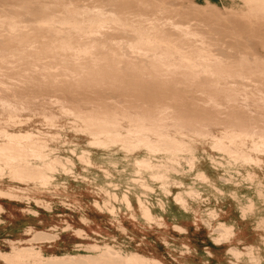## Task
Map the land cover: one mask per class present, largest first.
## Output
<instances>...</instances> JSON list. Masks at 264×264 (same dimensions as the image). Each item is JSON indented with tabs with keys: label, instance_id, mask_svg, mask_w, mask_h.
I'll return each mask as SVG.
<instances>
[{
	"label": "rangeland",
	"instance_id": "1",
	"mask_svg": "<svg viewBox=\"0 0 264 264\" xmlns=\"http://www.w3.org/2000/svg\"><path fill=\"white\" fill-rule=\"evenodd\" d=\"M3 1L10 0H0V10H3V12L0 11L1 13L14 14L15 12L16 15H14L23 20L27 19L28 21V19H30L28 23L31 22L32 19L35 20L41 17V15L43 16L45 14L44 12L47 11L45 8H47L48 4H50L48 5V11L50 8L52 10L50 11L53 12L57 10L55 8L59 9L66 6L69 7L72 12L73 9L82 8L84 5L88 6L97 3V0H27V3L25 2L26 0H23L27 5L22 1V5L18 4L21 7L17 5L18 7L16 6L17 8L15 7L16 9L13 12L6 6H3ZM158 2L163 3V5L166 3V7L171 6V8L173 7V9L176 10V13H181L180 16L176 13L174 15L173 12L161 14V17H164L162 18L163 22L168 19L166 17L170 16L176 22L180 21L182 23L183 20V23H185L186 20H189L187 19L188 15H191L189 18L194 16L192 17L193 22H191L192 20L190 19L186 23L191 22L190 24L194 25L193 28L196 27L195 29L206 33L205 36L207 40L213 43L214 51H218L217 53L222 57L225 56L224 58L226 59H236L241 54H245L247 49L249 53L256 52L264 57V33L262 34L263 42L261 39V41L258 40L262 37L260 35L261 32L264 31L257 29L261 28L262 25L263 27L261 30L264 28V21H261L264 19V12H262L264 11V3L262 0H254V3L252 0H159ZM138 3V0H116L115 2L118 6L120 5V8L125 9V13L133 19H135V16L138 14L153 15L154 12L150 10L151 8L148 10V8L146 9ZM40 4L43 6L46 5L44 8L42 7L43 10H41L42 8H40V6L42 5ZM123 4L125 5L123 6ZM126 5L128 7H126ZM26 6L31 12H29L30 10H28ZM186 8L189 11L192 10L190 11L191 14ZM257 9L259 10L257 11ZM26 10H28V12ZM177 10H181L183 14L181 11L179 12ZM36 11L37 13L35 14ZM194 11L198 12L196 13ZM259 11L261 12L260 15L257 13ZM217 13L219 15H217ZM38 14H40V16ZM210 14H212L214 19ZM245 15H249L250 19ZM204 16L206 17L204 18ZM227 16L229 20H227ZM230 16L232 17L231 19L229 18ZM207 17L208 19H206ZM233 17L238 18V20L233 19ZM258 17L262 19L260 20ZM216 18H219V23ZM203 19L212 21L207 22ZM33 20L32 22L34 23L35 21ZM214 20L216 23H214ZM222 20L225 21L226 24H231L235 20H240L241 22L236 23L235 21L236 24L232 23V28H228L230 27L229 24V26L226 25L228 26L227 29L230 31L228 32L226 27H222L225 25V23H222ZM200 21L204 23L199 24L201 23ZM242 21H247V24H250L252 21L250 25H247L249 28L252 26V23L253 25L255 23L259 24L260 26L254 25L257 26L256 29L258 32L260 31L259 34L255 32L257 30H255V28L253 29V26L251 27V30L253 29L252 33H249L250 30L248 28L247 30L249 31L247 32L246 30L248 35L245 34L243 25L246 26V23L242 24ZM209 22L214 24L206 25ZM260 22L263 23L260 24ZM217 23L221 25L219 26ZM235 25L237 27H243L240 29L238 28L237 34L242 33L240 36L236 34L237 27ZM35 26L37 25H34L35 33L33 29L30 32H23V29H18L17 32L15 31L16 39H20L21 36H28L31 33L29 35V39L31 38L30 43L32 44V42H35L33 45L37 48L38 46H45L47 40L49 42L50 39L54 38L56 35H60L59 37L65 35L64 32L62 34L54 33L50 35L53 31L46 33L47 30H45V32H43L44 30H38L37 33L39 34H37ZM169 26L171 25H166V28L171 30L172 28ZM58 27L60 29H67L66 26L62 25ZM221 27L225 30L220 29ZM210 28L212 29L211 32ZM217 28L220 29L218 30L219 34L215 32ZM0 29H2L0 31V41L3 42L7 39L6 35H8L9 32L5 27H0ZM39 31L44 34L41 35L42 33L40 34ZM239 31L241 32L239 33ZM232 32H235V34H231ZM253 32L255 34L257 33L258 36L257 34H253ZM119 34H123V36ZM211 34L214 37L211 36ZM244 34L245 36L247 35V37L243 36ZM105 35H107V38ZM129 35L130 34H127V32L118 30H104L97 35H93V38L90 35L88 36L91 38L83 37L84 40L94 39L95 46L93 52L97 56V59L94 60L91 55H88L75 58L74 61V57L69 52L64 51V53L63 51H59L56 55L52 53L54 55H47L40 63L52 67L49 73H45L48 71H43L40 68L39 70L38 67L33 65L34 62L30 57L21 60L13 59L11 65H5L2 68L0 77L5 81L10 83L27 81L34 87L41 85L44 95L34 100L31 105H28V109L27 107L20 109V111L9 109L11 111L9 112L7 109L6 111L0 108V143L2 145L10 143L15 146L18 144L17 148H19L20 152L23 151L22 149H24L25 152L28 151L25 154L21 152L22 154L20 155L12 154L10 157L6 158L0 153V205L4 207L3 212L0 213V264H53V262L55 264L57 261L58 264L61 261L64 262V264H67V261H71L70 263L68 262L69 264H79L82 260L87 261L86 259H88L89 263H91L93 259H97L93 261V264H97L98 261H100V263L98 262L99 264L103 262L104 264L105 262L108 264L109 261L113 262L114 260L115 263L109 262V264H123L121 263L122 261H118L120 259L108 260L109 258L99 256L96 258L93 252H90L88 249V251H86V248L80 247L81 245L89 244H108L125 253L156 260L161 264H256L253 257L250 258L245 256L242 259L236 258L235 260L231 253V250H235L241 253L240 255H250V252L255 251V253L258 252L261 254V264H264V146L258 148V143H260L261 140L257 135L252 136V134L238 138V140L236 137L232 136L233 133H236V130H232L224 124L209 125V132L207 134H198V128L194 124L184 126V128H180L179 125H176L167 127L168 129L164 131L168 136H175L176 139L183 144L182 150H176L166 146L147 147L144 145L143 141L138 142L136 146L129 147L126 143L113 139L111 135H108L110 132L97 128L96 124L100 120L99 116L92 115L90 117H81L82 114L65 109L63 104L58 100L60 96L67 95V98L69 97V102H71L74 107L76 106L75 108L78 110L80 109L79 111L81 113L90 112L89 110L91 108V111L94 110L101 101L100 99L105 100L106 103L110 102V105H113V102L124 105L125 109L121 112L122 114L120 113L115 116V121L120 125V130L118 128L115 131L126 135L128 129L133 125V122H131L132 118H129L136 114V109L133 105H138V103L140 105L146 101L148 97L153 95L151 91H149L153 82H150L147 77L141 76L138 72L130 71L129 69L131 65H135L138 68L143 66V63L145 64V62H147L139 55L131 53L126 44H122V38L124 36L127 38ZM232 35L234 38L231 37ZM249 35L251 39H249ZM81 36L82 34L72 31L73 41L78 37L81 38ZM252 36L253 38L255 37V40ZM256 37L259 38L257 39ZM43 40H45V43H43ZM243 40L245 42H243ZM102 41L109 42L110 45L108 43H102ZM223 41L224 44H222L223 47H221ZM240 41H242V44ZM247 41L249 44H246ZM113 44L115 45L113 46ZM232 44L234 46L238 45L234 47ZM240 44L242 47H240ZM230 45L232 46L230 47ZM225 46H227L226 48L228 50L224 49ZM236 47L240 48L237 49ZM107 48H110V51ZM34 49L35 48H32L31 50ZM232 49L233 52L231 53ZM221 50L225 53L227 50V55L223 54L224 52H221ZM117 51L121 53L117 54ZM107 52L109 53L107 54ZM229 52L232 55L229 54ZM65 55L67 56L65 57ZM98 56H100V58ZM54 58L57 60V63H55L56 60ZM101 60L104 61L102 62ZM106 60L111 63L108 64ZM139 61L141 63H139ZM134 62H138L139 64H137L139 66ZM126 63L127 65L130 63V65L127 66L125 65ZM29 65L30 67H28ZM99 65L101 67L103 66V70H101ZM77 66L82 67L84 69L83 72H86V74L77 79L71 78L68 68ZM110 66L111 68L113 66V68L111 69ZM123 66L124 69L127 68L125 69L127 72L124 70L118 73V67L123 69ZM93 67L96 70H94ZM88 72L95 73L89 74ZM116 74L121 75L118 76ZM123 74H125V77ZM103 76L104 79L101 78ZM122 76L124 78H122ZM127 77L128 79H126ZM92 78H96V80ZM111 81L114 83V86L111 85L112 87H110ZM129 81L130 83H126ZM75 82L78 84H75ZM121 82L125 83L122 84ZM149 84L151 86L148 88ZM170 85L173 86V83L168 82L167 86ZM80 91H82V93H80ZM112 94L116 96L114 97ZM139 95L145 100L142 99V102L135 100L134 96ZM156 95L162 96L166 95V93L160 91L159 93L156 92ZM81 96L83 98H81ZM191 96L192 91H190L188 87L183 86L181 90H179L178 97L175 98V101L173 100L170 103L177 105L179 100H184ZM42 97L46 102L43 100L41 101ZM18 98L20 99L21 95H18ZM46 99L49 100L47 101ZM189 100L190 101H183V103L191 102L192 99L189 98ZM82 103L87 105H83ZM32 104L37 105L33 106ZM178 109L180 116L184 118L188 116V118L200 117L198 114L201 111H198L191 103L188 105H179ZM237 114L244 119H248L249 116L247 113L243 112H240V114L237 112ZM122 131L125 134L122 133ZM162 131L163 130H158L159 133H162ZM224 132H226V134ZM15 135L24 140H17L18 137L13 138L12 136ZM145 138L158 140V136L153 134L150 135L149 133L145 134ZM218 140L223 141L227 148L218 147ZM235 141L237 143H235ZM30 142L34 146L30 145ZM33 147L35 151L32 149ZM236 149H238V151ZM36 150L39 151L37 152ZM47 152L49 153L46 154ZM33 153L36 154L33 155ZM143 160H149L151 166L143 169L136 167L138 166L136 165L137 162ZM35 169H39L40 172H37ZM138 172L140 173L137 174ZM39 173L42 174L39 175ZM197 194H199V197ZM124 196L128 197L130 204L125 201ZM176 197L183 199L185 205H180L179 201L177 202L175 200ZM147 212L152 218L147 216ZM221 226H226L231 232H221L218 229ZM31 228L32 232H30ZM32 250L41 251V255L43 254L46 259L43 260L42 256H29ZM74 255H80V257L83 258H81L80 261L78 259L79 262L69 260V257ZM91 256H93V259H91ZM64 257L65 259H63ZM101 258L105 260L102 262L101 260L103 259ZM89 259H91V261ZM82 262L80 264H82ZM84 263L85 262H83V264Z\"/></svg>",
	"mask_w": 264,
	"mask_h": 264
},
{
	"label": "bare ground",
	"instance_id": "2",
	"mask_svg": "<svg viewBox=\"0 0 264 264\" xmlns=\"http://www.w3.org/2000/svg\"><path fill=\"white\" fill-rule=\"evenodd\" d=\"M17 1V2H16ZM10 0V1H3L4 5L7 8H9L10 10H12L14 12V10L20 6L18 4H21V2L23 0ZM60 1V0H59ZM68 1V0H67ZM70 1V0H69ZM74 1V0H72ZM76 1V0H75ZM84 1V0H83ZM87 1V0H86ZM139 1V5L142 7H145L146 9L151 8L150 10H153V15L148 16L147 14H138L135 16V19L131 18L127 13H125V9L120 8L117 4H115L116 0H97V3H93V5H88L79 8V9H73L72 7V12L70 11L69 7H61V8H55L57 10H54L53 5L51 4V6L53 7V12H51V8H50V12L48 11V4L47 8H45L47 11H45L44 15L41 17L36 18L34 23L29 22L28 21L30 19L23 20L21 18H19L18 16H15V12L13 13H1L0 12V27H5V29L7 28V31L9 32L7 36V39L3 42L0 41V75H1V71L2 68L5 65H11L12 64V60L13 59H23V58H27L30 57L32 58V61L34 62L33 65H35L36 67H38V69L40 68L43 71H48L45 73H49V71L51 70V66L50 65H42L40 64L42 62V59H44L47 55L54 53L55 55L59 52V51H66L71 53V55L74 57L73 60L75 61V58H80L81 56H92L94 60L97 59V56L95 55V53L93 52V48H94V44L95 41L94 39L92 40H84L83 37H92L93 35H97L99 33H101L104 30H114V31H122V32H127V34H130L127 38L124 36L123 42L122 44H126L127 47L130 49L131 53L133 54H137L140 57H142L145 61V64L143 63V66H140L137 68V66L135 65H131V67L129 68L130 71H135L138 72L139 74H141V76L143 77H147L149 79L150 82H153L152 86L149 84V86H151V88L149 89V91H151V95L150 97H148V99L146 101H144L142 104L138 105L134 104L133 107L136 109V114L135 116L132 115V117H130L129 119L132 118L133 125L131 128L128 129V132L126 135H123L117 131H115L116 129H118L120 127L119 123L117 121H115V116L119 115L122 111H124L125 107L124 105H120L118 102H113V105H110L108 102L106 103L105 100L100 99L101 101L97 104V107L91 111V109L89 110L90 112H85V113H81L77 108H75L71 102H69L67 95L66 96H60L58 98V100L60 101V103L63 104L64 108L69 110V111H74L77 112L78 114H82L81 117H90V116H94L97 115V117L99 116L100 120L96 125L97 128L99 130H103V131H108L110 132L108 135H111V137L113 139H116L118 141H122L124 143L127 144V146L129 147H133L136 146V144L140 141H143L144 145L147 147H161V146H166V147H170L176 150H182L183 149V144H181L175 136H168L167 133L164 131L165 129H168L167 127H173V126H180L184 128V126H190L192 124H194L197 128H198V134L200 133H208L209 132V125L212 124H224L226 125V127L231 128L232 130H236V133H233V137H236V139L238 138H242L245 136H255L257 135L258 138L261 140L260 143H258V148H261L262 146H264V57L259 55L256 52L253 53H249L246 50L245 54H241L239 57H235L236 59H226L224 58L225 56H221L219 55L217 52L214 51L213 49V43H211L210 41L207 40V37L205 36L206 33H203L202 31H199L194 27V25L190 24L191 22H193L192 16L191 18H189L188 15L187 19H191L192 21L189 23H186L189 20H186L185 23L180 22H176L174 21L170 16L166 17L168 18L165 22L162 21L161 14L167 13V12H173V14L175 15L176 10L173 9V7H166V3L163 5V3L158 2L159 0H138ZM254 3V0H252ZM264 3V0H262ZM27 3V0L25 1ZM23 1V3H25ZM89 2V1H88ZM119 2V1H118ZM122 2V1H121ZM120 2V3H121ZM171 2V1H170ZM25 3V4H26ZM80 3V2H79ZM91 3V2H90ZM88 3V4H90ZM119 3V4H120ZM127 3V2H126ZM136 3V2H135ZM73 4V3H72ZM75 4V3H74ZM86 4V3H85ZM262 4V3H261ZM8 5V6H7ZM18 5V6H17ZM22 5V4H21ZM27 5V4H26ZM42 5V4H40ZM125 4H123L124 6ZM128 5V4H127ZM126 5V7H128ZM132 5V4H130ZM134 5V4H133ZM168 5V3H167ZM254 5V4H253ZM260 5V4H259ZM258 5V6H259ZM17 6V7H16ZM46 6V5H44ZM44 6H40V8H44ZM49 6V7H51ZM83 6V5H82ZM248 6V5H247ZM252 6V5H251ZM16 7V8H15ZM21 7V6H20ZM19 7V8H20ZM24 7V6H22ZM81 7V6H80ZM122 7V6H121ZM133 7V6H132ZM181 7V6H180ZM5 8V7H3ZM26 8L28 9V7L26 6ZM25 8V9H26ZM43 8L41 10H43ZM130 8V7H129ZM135 8V7H134ZM209 8V7H208ZM263 8H264V4H263ZM24 9V8H23ZM133 9V8H132ZM144 9V8H143ZM198 9V8H195ZM7 10V9H6ZM22 10V9H21ZM30 10V9H28ZM28 10H26L28 12ZM40 10V9H39ZM128 10V9H127ZM186 10H188L186 8ZM214 10V9H213ZM259 9H257L258 11ZM0 11L3 12V10L1 9ZM9 11V10H8ZM9 11V12H12ZM135 11V10H134ZM139 11V10H138ZM177 11H181V10H177ZM192 11V10H190ZM190 11L188 10V12L190 13ZM204 11V10H203ZM18 12V10H17ZM24 12V11H23ZM31 12V10L29 11ZM182 12V11H181ZM185 12V11H184ZM187 12V13H188ZM196 12V11H194ZM198 12V11H197ZM196 12V13H197ZM205 12V11H204ZM203 12V13H204ZM264 12V11H262ZM20 13V12H19ZM37 13V11L35 12V14ZM40 13V12H38ZM43 13V12H42ZM132 13V12H131ZM193 13V12H192ZM195 13V15H196ZM200 13V12H199ZM214 13V12H213ZM219 13V12H218ZM217 13V15H219ZM260 15V11L257 12ZM18 14V13H17ZM178 16H180L181 13H176ZM183 14V12H182ZM191 14V13H190ZM206 14V13H204ZM21 15V13H20ZM40 16V14H38ZM37 15V16H38ZM173 15V16H174ZM194 15V14H193ZM201 15V13H200ZM203 15V14H202ZM207 15V14H206ZM211 17L213 18L212 14H210ZM215 15V14H214ZM222 15V14H220ZM240 15V14H239ZM254 15V14H252ZM251 15V16H252ZM263 15V14H262ZM23 16V15H22ZM36 16V15H35ZM216 16V15H215ZM241 16L243 17V15L241 14ZM249 18V15H245ZM21 17V16H20ZM176 17V16H175ZM185 17V16H183ZM198 17V15H197ZM203 17V16H201ZM206 16H204L205 18ZM221 17V16H219ZM225 17V16H223ZM241 17V19H242ZM246 17V19H247ZM254 17V16H253ZM252 17V18H253ZM35 18V17H33ZM165 18V19H166ZM186 18V17H185ZM210 18V17H209ZM230 19L232 18L231 16L229 17ZM251 18V19H252ZM257 18V15H256ZM260 20L262 19L261 17H258ZM264 18V17H263ZM208 19V17L206 18ZM203 19V20H206ZM211 19V18H210ZM214 19V18H213ZM217 22L219 20V18H216ZM225 19V18H224ZM223 19V20H224ZM233 19L238 20V18L233 17ZM240 19V20H241ZM197 20V19H196ZM222 20V21H223ZM227 20L228 16H227ZM235 20V21H236ZM236 21V23H240L241 21ZM255 20V19H254ZM199 21V20H198ZM197 21V22H198ZM207 21V20H206ZM205 21V23H206ZM208 21H212V20H208ZM207 21V22H208ZM233 21V20H232ZM231 21V22H232ZM234 22H232L233 24H236ZM253 21V20H252ZM251 21V22H252ZM261 21H264V19H262ZM202 24L204 23L203 21H200ZM207 23L206 25H210V24H214L216 23V21L214 20V23ZM227 22V21H226ZM230 22V23H231ZM243 22V21H242ZM247 22V21H246ZM246 22H243L242 24H245ZM250 22V24H251ZM254 22V21H253ZM256 22V21H255ZM258 22V21H257ZM219 23V22H218ZM217 23V24H218ZM223 24L225 23V21L222 22ZM229 24V23H225L224 26L222 27H226V30L228 32H230L227 27L230 25V27L228 28H232L233 24ZM248 23V22H247ZM245 24L246 26L243 25V31L245 30V34L246 30L249 28L250 24ZM263 22H260V24H262ZM37 31L38 30H44L43 32L46 31H53L51 32L53 35L55 34H62L63 32L65 33V35H63V37H59L60 35H56L54 38L50 39V41L46 42L45 46H38L37 48L34 47L33 43H30V39H29V34L28 36H24V37H20V39H16L15 36V31L17 32L18 29H23V32H30L32 29L34 31V25ZM216 24V25H217ZM229 24V25H228ZM241 24V25H242ZM256 25L260 26L259 24L255 23ZM254 24V25H255ZM264 24V23H263ZM66 26V30L65 29H60L58 26ZM166 25H171L169 27H171V30H168L166 28ZM204 25V24H203ZM219 25V24H218ZM221 25V24H220ZM219 25V26H220ZM228 25V26H226ZM252 23V28L255 30L259 29L260 31H264L261 30V28H257V26H254ZM200 26V25H199ZM197 26V27H199ZM214 26V25H213ZM236 26V25H235ZM234 26V27H235ZM201 27V26H200ZM203 27V26H202ZM220 28V29H224V28ZM237 27V26H236ZM241 27H237L236 29V34L237 31L241 28ZM251 27L249 28V30H247V32L249 31V33H252ZM65 28V27H64ZM204 28V27H203ZM216 28V26H215ZM219 28V27H218ZM215 29L214 31L218 33V30L220 29ZM239 28V29H238ZM235 29V28H233ZM2 29H0L1 31ZM202 30V29H201ZM209 30V29H208ZM211 28H210V32H211ZM225 30V29H224ZM232 30V29H231ZM6 31V32H7ZM22 31V30H21ZM72 31H76L79 34H82L81 38H74L75 40H72ZM223 31V30H221ZM226 31V34L228 35ZM242 31V30H241ZM239 31V33L241 32ZM259 31V32H260ZM3 32V31H2ZM40 32V31H39ZM213 32V31H212ZM259 34L258 30L255 31ZM5 33V32H4ZM35 33V31H34ZM33 33V34H34ZM42 32H40L41 34ZM45 33V34H46ZM108 33V32H107ZM113 33V32H112ZM117 33V32H116ZM120 33V32H119ZM214 33V32H213ZM223 33V32H222ZM220 33V34H222ZM244 33V32H243ZM250 33V34H251ZM256 33V34H257ZM264 32H261V36ZM26 34V33H25ZM39 34V33H37ZM36 34V35H37ZM44 33H42L41 35H43ZM104 34V33H103ZM125 34V33H124ZM215 34V33H214ZM215 34V35H217ZM225 34V33H224ZM231 34H235V32H232ZM242 34V33H241ZM241 34H237L238 36H240ZM245 34L243 36H245ZM253 34H255L253 32ZM255 34V35H256ZM257 34V36H258ZM24 35V34H23ZM35 35V36H36ZM49 35V34H48ZM90 35V36H88ZM108 35V34H107ZM107 35L106 38H107ZM110 35V34H109ZM115 35V34H114ZM122 35L123 34H119ZM208 35V33H207ZM223 35V34H222ZM230 35V34H229ZM231 36L234 38V36ZM248 35V34H247ZM247 35L245 37H247ZM253 35V36H255ZM34 36V35H33ZM46 36V35H45ZM77 36V35H76ZM127 36V35H126ZM211 36H213L211 34ZM226 36V35H225ZM250 36V35H249ZM248 36V37H249ZM252 36V38H253ZM264 36V35H263ZM262 37H256L258 40H262ZM42 37V36H41ZM47 37V36H46ZM45 37V40H46ZM90 37V38H91ZM100 37V36H98ZM110 37V36H109ZM113 37V36H112ZM214 37V36H213ZM212 37V38H213ZM216 37V36H215ZM219 37V36H218ZM222 37V36H220ZM224 37V36H223ZM230 37V36H229ZM229 37H227L228 39H230ZM236 37V36H235ZM243 37V38H245ZM39 38V37H38ZM101 38V37H100ZM111 38V37H110ZM114 38V37H113ZM209 38V37H208ZM226 38V37H225ZM232 38V39H233ZM241 38V37H240ZM242 38V39H243ZM255 38V37H254ZM253 38V39H254ZM4 39V38H3ZM33 39V38H32ZM48 39V37H47ZM103 39V38H102ZM101 39V40H102ZM214 39V38H213ZM216 39V38H215ZM221 39V38H220ZM231 39V40H232ZM247 39V38H246ZM249 39H251V36L249 37ZM34 40V39H33ZM43 40V43H45ZM100 40V39H98ZM121 40V39H120ZM219 40V39H216ZM225 40V39H224ZM237 40V38H236ZM235 40V41H236ZM255 40V39H254ZM260 40V41H261ZM17 41V42H15ZM35 41V40H34ZM39 41L41 42V40L39 39ZM107 41V40H105ZM212 41V40H211ZM220 41V40H219ZM222 41V40H221ZM230 41V40H229ZM228 41V42H229ZM234 41V40H233ZM239 41V39H238ZM236 41V42H238ZM101 42V41H100ZM104 41H102L103 43ZM119 42V41H118ZM214 42V41H212ZM217 42V41H215ZM243 42H245L243 40ZM263 42V40H262ZM42 43V44H43ZM100 43V44H102ZM104 43H108L109 42H104ZM120 43V42H119ZM118 43V44H119ZM221 43V42H220ZM219 43V44H220ZM240 43L242 44V41H240ZM264 43V42H263ZM117 44V45H118ZM223 43H221V47ZM226 44V43H225ZM240 44V45H241ZM245 44V43H243ZM246 44H249V42L247 41ZM106 45V44H105ZM110 45V44H109ZM115 44H113L114 46ZM228 45V43H227ZM233 45V44H232ZM230 45V47L232 46ZM238 45V44H237ZM235 45V46H237ZM239 45V46H240ZM119 46V45H118ZM218 46V45H217ZM216 46V47H217ZM220 46V45H219ZM229 46V45H228ZM234 46V45H233ZM234 46V47H235ZM246 46V45H245ZM249 46V45H248ZM35 48L34 50H31L32 48ZM120 47V46H119ZM122 47V46H121ZM125 47V46H124ZM215 47V46H214ZM220 47V48H221ZM227 46H225L224 49ZM242 47V45L240 46ZM238 47V48H240ZM253 47V46H252ZM98 48V47H95ZM123 48V47H122ZM229 48V47H228ZM237 48V47H236ZM237 48V49H238ZM247 48V47H246ZM99 49V48H98ZM108 49V48H107ZM110 49V48H109ZM108 49V50H109ZM217 49V48H216ZM215 49V50H216ZM219 49V48H218ZM124 50V49H123ZM228 50V49H227ZM226 50V53H227ZM243 50V49H241ZM253 50V49H252ZM101 51V50H100ZM110 51V50H109ZM223 50H221L222 52ZM239 51V50H238ZM237 51V52H238ZM114 52V51H113ZM224 52V51H223ZM233 52V49L231 51V53ZM252 52V51H251ZM65 53V52H64ZM105 53V52H104ZM109 52H107L108 54ZM112 53V52H111ZM120 51H117V54H120ZM220 53V52H219ZM225 52L223 54H226ZM229 52V54H231ZM52 54V55H54ZM100 54V53H99ZM98 54V55H99ZM114 54V53H113ZM128 54V53H126ZM222 54V53H220ZM236 54V53H235ZM233 54V55H235ZM64 55V54H62ZM111 55V54H110ZM123 55V52H122ZM227 55V54H226ZM232 55V54H231ZM230 55V56H231ZM50 56V55H49ZM61 56V55H59ZM67 55H65L66 57ZM69 56V55H68ZM106 56V55H105ZM112 56V55H111ZM118 56V55H117ZM134 56V55H133ZM237 56V54H236ZM58 57V56H57ZM63 57V56H62ZM64 57V58H65ZM100 58V56H98ZM104 57V56H103ZM139 57V59H140ZM229 57V55H228ZM233 57V56H232ZM72 58V57H71ZM98 58V59H99ZM133 58V57H132ZM29 59V58H28ZM53 59V57H52ZM55 59V58H54ZM69 59V57H68ZM67 59V60H68ZM102 59V58H101ZM105 59V58H104ZM115 59V58H114ZM129 59V58H128ZM127 59V60H128ZM137 59V58H135ZM30 60V59H29ZM51 60V59H50ZM56 60V59H55ZM61 60V59H60ZM78 60V59H77ZM133 60V59H132ZM72 61V59H71ZM82 61V60H81ZM99 61V60H98ZM102 61V60H101ZM104 61V60H103ZM102 61V62H103ZM108 64H110L111 62H108V60H106ZM105 61V62H106ZM111 61V60H110ZM126 61V60H125ZM61 62V61H60ZM66 62V61H64ZM63 62V64H64ZM95 62V61H94ZM97 62V61H96ZM104 62V63H105ZM114 62V61H113ZM118 62V61H117ZM130 62V61H129ZM14 63V62H13ZM26 63V62H25ZM57 63V60L56 62ZM67 63V62H66ZM78 63V62H77ZM93 63V62H92ZM99 63L101 64V62L99 61ZM125 63V62H124ZM136 63V62H134ZM138 63V62H137ZM136 63V64H137ZM139 63H141L139 61ZM138 63V64H139ZM18 64V63H17ZM49 64V63H48ZM80 64V63H79ZM96 64V63H94ZM137 64V65H138ZM21 65V64H20ZM74 65V63H73ZM90 65V64H88ZM87 65V66H88ZM98 65V64H96ZM112 65V64H111ZM122 65V64H121ZM127 65V63L125 64ZM130 65V63H129ZM127 65V66H129ZM141 65V64H140ZM83 66V65H82ZM100 66V65H99ZM97 66V67H99ZM139 66V65H138ZM13 67V66H11ZM30 67V65L28 66ZM72 67V65H71ZM95 67V66H94ZM93 67V69H94ZM101 67V66H100ZM107 67V66H106ZM116 67V66H115ZM122 67V66H120ZM120 67H118L117 72L121 73L123 72V69H121ZM126 67V66H125ZM15 68V67H14ZM21 68V67H19ZM18 68V69H19ZM26 68V67H25ZM64 68V67H63ZM87 68V67H86ZM92 68V67H91ZM103 66L101 67V70ZM109 68V67H108ZM111 68V66H110ZM113 68V66H112ZM111 68V69H112ZM23 69V68H21ZM36 69V68H34ZM39 69V70H40ZM5 70V69H4ZM56 70V69H54ZM83 68L82 67H73V68H68V71L70 73V77L71 78H80L82 76H84L86 74V72H83ZM87 70V69H86ZM89 70V69H88ZM92 70V69H91ZM90 70V72H91ZM96 70V69H94ZM100 70V68H99ZM110 70V69H109ZM108 70V71H109ZM11 71V70H10ZM27 71V70H26ZM59 71V70H58ZM105 71V69H104ZM107 71V69H106ZM126 71V70H125ZM4 72V71H3ZM8 72V71H7ZM65 72V71H64ZM101 72V71H100ZM110 72V71H109ZM112 72V71H111ZM114 72V71H113ZM127 72V71H126ZM14 73V72H13ZM41 73V72H39ZM89 73V72H88ZM95 72L89 73V74H93ZM99 73V72H98ZM137 73V74H138ZM6 74V73H5ZM25 74V73H24ZM115 74V73H114ZM112 74V75H114ZM130 74V73H129ZM43 75V74H42ZM106 75V74H105ZM118 75V74H116ZM121 75V74H120ZM118 75V76H120ZM125 74H123L124 76ZM47 76V75H45ZM117 76V77H118ZM122 76V78H124ZM6 77V76H5ZM20 77V76H19ZM112 77V76H111ZM129 77V76H128ZM128 77L126 79H128ZM139 77V76H138ZM48 78V77H47ZM52 78V77H51ZM54 78V77H53ZM104 79V76L101 77ZM121 78V77H120ZM141 78V77H140ZM40 79V78H39ZM75 79V80H76ZM91 79V78H90ZM94 80H96V78H92ZM109 79V78H108ZM107 79V80H108ZM130 79V78H129ZM133 79V78H132ZM131 79V80H132ZM66 80V79H65ZM111 80V78H110ZM116 80V79H115ZM120 80V79H118ZM125 80V79H124ZM136 80V79H135ZM140 80V79H139ZM138 80V82H139ZM142 80V79H141ZM144 80V78H143ZM146 80V78H145ZM39 81V80H38ZM55 81V80H54ZM85 81V80H84ZM117 81V80H116ZM115 81V82H116ZM127 81V80H126ZM137 81V80H136ZM52 82V80H51ZM50 82V83H51ZM74 82V81H72ZM87 82V81H86ZM97 82V81H95ZM104 82V81H103ZM120 82V81H119ZM134 82V79H133ZM148 82V81H147ZM171 82L173 83V86H167V83ZM47 83V82H45ZM49 83V82H48ZM77 82H75L76 84ZM81 83V82H79ZM93 83V82H91ZM98 83V82H97ZM122 84H124L123 82H121ZM126 83H130L126 82ZM146 83V82H145ZM71 84V83H70ZM69 84V85H70ZM78 84V83H77ZM86 84V83H85ZM89 84V83H88ZM107 84V82H106ZM114 83L110 84V87H112L111 85H113ZM117 84V83H116ZM141 84V83H140ZM148 84V83H147ZM146 84V85H147ZM43 85V84H42ZM54 85V84H53ZM135 85V84H134ZM142 85V84H141ZM57 86V85H56ZM114 86V85H113ZM124 86V85H123ZM133 86V85H130ZM139 86V84H138ZM143 86L145 87V85L143 84ZM188 87L190 91H192V96L189 97L191 100V102H187V103H183V101H190L189 98L184 99V100H179L178 102V106L174 105L173 103H170L171 101H175V98L178 97V92L179 90H181V87ZM90 87V86H89ZM102 87V85H101ZM49 88V87H48ZM57 88V87H56ZM67 88V87H66ZM114 88V87H113ZM119 88V87H118ZM147 88V87H146ZM108 89V88H107ZM128 89V88H127ZM130 89V88H129ZM140 89V88H139ZM138 89V90H139ZM70 90V89H69ZM117 90V89H116ZM137 90V91H138ZM142 90V89H140ZM145 90V89H144ZM148 90V89H147ZM186 90V89H185ZM60 91V90H59ZM128 91V90H127ZM160 91H163L166 93V95H162V96H157L156 92L159 93ZM144 92V91H143ZM186 92V91H185ZM76 93V92H75ZM79 93V92H78ZM80 93H82V91H80ZM105 93V92H104ZM109 93V92H108ZM118 93V92H117ZM145 93V92H144ZM101 94V93H100ZM115 94V93H114ZM136 94V93H135ZM147 94V93H145ZM161 94V93H160ZM164 94V93H163ZM186 94V93H184ZM189 94V93H188ZM18 95H21V98H18ZM43 89L41 88V85H37L36 87L30 85V82L27 81H23L21 83H10L8 81H5L4 79H2L0 77V108L2 109H12L14 110H19L20 109H24L25 107H27L28 105H31V103L38 99L39 97L43 96ZM64 95V94H63ZM86 95V94H84ZM107 95V94H106ZM113 95V94H112ZM144 95V94H143ZM102 96V95H100ZM105 96V94H104ZM111 96V95H110ZM114 97L116 95H113ZM127 96V95H126ZM112 97V96H111ZM187 97V96H186ZM81 98H83L81 96ZM85 98V97H84ZM99 98V97H98ZM102 98V97H101ZM104 98V97H103ZM109 98V97H108ZM135 100L138 101H143L145 100L141 95L139 96H134ZM52 99V97H51ZM77 99V98H76ZM80 99V98H79ZM87 99V98H86ZM85 99V100H86ZM97 99V98H95ZM143 99V100H142ZM44 101L43 97L41 99V101ZM47 100V99H46ZM49 100V99H48ZM47 100V101H48ZM78 100V99H77ZM82 100V99H81ZM90 100V98H89ZM108 100V99H107ZM88 101V100H87ZM93 101V100H92ZM115 101V99H114ZM37 102V101H36ZM40 102V101H39ZM46 102V101H44ZM52 102V101H49ZM76 102V101H75ZM79 102V101H78ZM38 103V102H37ZM54 103V100H53ZM80 103V102H79ZM87 103V102H86ZM192 104L193 106H195V108L198 109L199 112L198 115H200V117L197 118H188V117H182L180 116V112H179V105H188V104ZM46 104V103H45ZM44 104V105H45ZM81 104V103H80ZM79 104V105H80ZM83 104V103H82ZM33 105V104H32ZM37 105V104H34ZM33 105V106H34ZM40 105V104H39ZM83 105H87V104H83ZM81 105V106H83ZM50 106V105H48ZM58 106V105H56ZM62 106V107H63ZM89 106V105H88ZM91 106V104H90ZM29 107V106H28ZM27 107V109H28ZM61 107V108H62ZM63 108V110H64ZM83 108V107H82ZM182 108V107H181ZM187 109V108H186ZM6 110V111H7ZM32 110V109H31ZM85 110V109H84ZM83 110V111H84ZM236 110V113H235ZM4 111V110H3ZM5 111V112H6ZM27 111V110H26ZM87 111V110H86ZM129 111V110H127ZM9 112H11L9 110ZM18 112V111H17ZM22 112V111H21ZM66 112V111H65ZM237 112L242 113H247L248 119H244L242 117H239ZM16 113V112H13ZM133 113V112H132ZM135 113V112H134ZM192 113V112H191ZM196 113V112H195ZM261 113V114H259ZM122 114V113H121ZM194 114V113H193ZM68 115V114H67ZM71 115V114H70ZM126 115V114H125ZM128 116V115H127ZM96 117V118H97ZM247 117V116H245ZM92 118V117H91ZM122 118V116H121ZM125 118V117H124ZM79 119V118H78ZM126 119V118H125ZM128 119V118H127ZM117 120V119H116ZM124 120V119H123ZM82 121V119H81ZM94 121V120H93ZM120 121V120H119ZM85 122V121H84ZM130 122V123H131ZM87 123V121H86ZM94 123V122H93ZM129 123V122H127ZM125 123V124H127ZM122 125V124H121ZM92 127V126H91ZM124 127V126H123ZM95 128V127H93ZM92 128V129H93ZM127 128V127H126ZM215 128V127H214ZM172 129V128H171ZM176 129V128H175ZM179 129V128H178ZM95 130V129H94ZM120 130V128H119ZM158 130H163L162 133H159ZM182 130V129H181ZM189 131V130H188ZM187 131V133H188ZM186 132V131H184ZM227 132V131H226ZM226 132H224L226 134ZM3 133V132H2ZM5 133V132H4ZM94 133V132H92ZM102 133V131H101ZM100 133V134H101ZM107 133V132H106ZM122 133H124L122 131ZM149 133L150 135L153 134L155 136H158V140H151L148 138H145V134ZM173 133V132H172ZM213 133V132H212ZM125 134V133H124ZM175 134V132H174ZM183 134V133H182ZM224 134V135H225ZM228 134V133H227ZM32 135V134H31ZM105 135V134H104ZM170 135V134H169ZM179 135V133H178ZM191 135V133H190ZM216 135V134H215ZM222 135V134H220ZM219 135V136H220ZM97 136V135H96ZM102 136V135H101ZM189 136V135H188ZM185 136V137H188ZM193 136V134H192ZM212 136V135H211ZM210 136V137H211ZM13 138L16 137L12 136ZM18 137V136H17ZM16 137V138H17ZM147 137V136H146ZM225 137V136H224ZM227 137V136H226ZM24 138V137H23ZM26 138V136H25ZM29 138V137H28ZM191 138V137H190ZM215 138V137H214ZM213 138V139H214ZM20 139L19 137L17 138V140ZM108 139V138H107ZM184 139V138H183ZM193 139V138H191ZM10 140V139H9ZM15 140V139H14ZM20 140H24V139H20ZM27 140V139H26ZM30 140V139H29ZM115 140V141H116ZM239 140V139H238ZM99 141V140H98ZM101 141V140H100ZM242 141V140H241ZM11 142V141H10ZM16 142V141H15ZM185 142V141H184ZM195 142V141H194ZM225 142V141H224ZM247 142V140H246ZM6 143V142H5ZM4 143V144H5ZM104 143V142H103ZM187 143V142H186ZM235 143H237L235 141ZM1 144V143H0ZM17 144V143H16ZM23 144V143H22ZM26 145V144H25ZM28 145V144H27ZM30 145L34 146L33 144ZM29 145V146H30ZM226 145V144H225ZM224 145L223 141H217V146L220 148H227ZM18 146V144H17ZM17 146L10 144V143H6L5 145H0V153L1 155L6 158V157H10L12 154L17 155V154H22L25 152L24 149H22L23 151H19V148H17ZM247 146V145H246ZM252 146V145H251ZM28 147V146H27ZM230 147V146H229ZM31 148V147H29ZM40 148V147H39ZM10 149V150H9ZM34 150V147L32 148ZM165 149V148H164ZM229 149V148H228ZM231 149V148H230ZM21 150V149H20ZM41 150V149H39ZM38 150V151H39ZM238 151V149H236ZM8 151V152H7ZM35 151V150H34ZM32 151V152H34ZM37 151V150H36ZM37 151V152H38ZM42 151V150H41ZM40 151V152H41ZM154 151V150H153ZM36 152V153H37ZM56 152V151H54ZM184 152V150H183ZM241 152V151H240ZM30 153V152H29ZM36 153H33L36 154ZM44 153V152H43ZM41 153V154H43ZM49 152H47L46 154H48ZM158 153V152H157ZM260 153V152H259ZM40 154V153H38ZM18 155V156H19ZM31 155V154H29ZM45 155V154H44ZM43 155V157H44ZM22 156V155H21ZM37 156V155H36ZM14 157V156H13ZM40 157V156H39ZM16 158V157H15ZM176 158V157H175ZM57 159V158H56ZM54 159V160H56ZM187 159V158H186ZM9 160V159H8ZM185 161V160H184ZM2 162V161H1ZM86 162V161H85ZM137 162V161H136ZM187 162V160H186ZM12 163V162H11ZM19 164V163H18ZM17 164V166H18ZM151 162L149 160H143V161H138L136 165V167H139L140 169L142 168H148L151 165ZM179 164V162H178ZM180 165V164H179ZM162 167V166H161ZM27 168V167H26ZM167 168V166H166ZM20 169V167H19ZM29 169V168H28ZM26 170V169H25ZM37 172H40L39 169H35ZM52 170V169H51ZM3 171V170H2ZM22 171V170H21ZM35 171V172H36ZM16 173V172H15ZM20 174H22L21 172H19ZM26 173V172H25ZM140 172H138L137 174H139ZM42 173H39V175H41ZM34 177V176H33ZM154 177V176H152ZM32 178V177H31ZM201 178V177H200ZM136 181V180H135ZM26 187V186H25ZM92 188V187H91ZM93 189V188H92ZM91 191V189H90ZM189 195V194H188ZM99 196V195H98ZM196 196V195H195ZM197 196L199 197V194H197ZM196 196V197H197ZM125 201H127L128 204H130V201L128 199L127 196H124ZM175 200L178 202L180 205H185V202L183 199L176 197ZM114 206V205H113ZM109 207V206H108ZM115 208V206H114ZM4 207L2 205H0V213L3 212ZM141 210V209H140ZM146 210V209H145ZM143 211V210H142ZM130 212V211H129ZM33 213V212H32ZM225 213V212H224ZM196 214V213H195ZM147 216L149 218H152V216L147 212ZM134 218V217H133ZM157 219V218H156ZM197 219V218H196ZM194 221V220H193ZM198 225V224H197ZM176 227V226H175ZM221 232H225V233H230L231 230L229 228H227L226 226H221L218 228ZM215 230V229H214ZM241 230V229H240ZM30 232H32V228L30 230ZM214 232V231H213ZM188 233V232H187ZM219 233V232H218ZM132 234V233H130ZM223 235V234H222ZM234 236V234H233ZM49 239V238H48ZM44 240V239H43ZM51 240V239H50ZM54 240V239H53ZM217 242V240H216ZM215 242V243H216ZM80 247L82 248H86V251H90L93 252L96 256V258L99 257H106L109 258L108 260H114V259H120L118 261H122L121 263L123 264H161L160 262L156 261V260H152V259H148L146 257H142V256H136V255H132L130 253H125L120 249H117L114 246H110L108 244L105 245H98V244H92V245H81ZM33 249V248H32ZM88 249V250H87ZM236 249V248H235ZM252 249V248H251ZM21 250V249H20ZM24 250V248H23ZM26 250V249H25ZM28 250V249H27ZM30 250V249H29ZM248 250V249H247ZM16 251V250H15ZM18 251V250H17ZM242 251V250H241ZM26 252V251H25ZM248 252V251H247ZM250 252V251H249ZM232 253V257L236 260L237 259H242L245 256L250 257V258H254L256 264H261V260L260 253H255V251L250 252V255H240L241 253H239L238 251L235 250H231ZM189 255V253H188ZM29 256L35 257V256H42V259L45 260L46 258L43 256V254L41 255V251H36V250H32L29 253ZM44 257V258H43ZM58 258V257H56ZM55 258V259H56ZM68 258V257H66ZM83 257H80V255H74V256H70L69 260H74L76 262H79L80 259ZM87 258V257H85ZM95 258V257H94ZM65 259V257L63 258ZM79 259V261H78ZM91 259H93V256H91ZM91 259H89L91 261ZM103 259V258H101ZM40 260V259H39ZM38 260V261H39ZM62 260V259H61ZM87 261L82 260L83 262H85L84 264H93L94 260L97 259H93V261L91 263H89L88 259H86ZM99 260V259H98ZM105 259L101 260L102 262ZM251 260V259H249ZM253 260V259H252ZM80 261L79 264L82 262ZM58 262V261H57ZM56 262V263H57ZM69 261H67V264ZM75 262V263H76ZM82 262V264H83ZM97 262V261H95ZM94 262V263H95ZM100 263V261H98ZM97 262V264H99ZM108 262V261H107ZM111 263H115V260L109 261ZM108 262V264H109ZM119 262V263H120ZM55 263V264H56ZM74 263V262H72ZM38 264V263H37ZM47 264V263H46ZM54 264V262H53ZM58 264V263H57ZM59 264H64V262H59ZM66 264V263H65ZM104 264V262L102 263ZM106 264V262H105Z\"/></svg>",
	"mask_w": 264,
	"mask_h": 264
}]
</instances>
